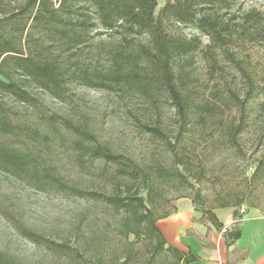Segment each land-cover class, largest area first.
<instances>
[{"label": "rangeland", "instance_id": "374dc122", "mask_svg": "<svg viewBox=\"0 0 264 264\" xmlns=\"http://www.w3.org/2000/svg\"><path fill=\"white\" fill-rule=\"evenodd\" d=\"M157 1L159 11L166 0ZM242 5L264 12V0H242ZM168 26L188 39L201 36L193 26ZM123 35L94 28L79 47L57 48L55 53L68 77L58 95L18 76L38 98L36 106L0 94L1 103L18 127L13 133L0 134V143L30 157L39 171L50 169L67 186L38 188L0 170V251L20 264H123L126 259L127 264H146L151 258L154 241L145 234L139 238L123 235V213L79 190L112 195L139 187L140 196L157 218L170 217L183 199L194 201L203 217L204 211L219 210L223 204L233 206L226 209L235 219L243 206L245 217H264V176L253 180L264 154V90L248 104L249 124L233 145L223 130L238 119L237 108L233 104H229L230 109L221 106L223 109L206 124L196 108L207 102L227 101L228 89L244 94L242 76L231 66H223L224 71L216 67L213 72L198 55L186 67L184 90L193 99L186 124L157 80L152 79L144 88L131 85L114 90L93 89L78 80L75 75L84 64L107 71L108 54ZM140 40L147 41L146 37ZM207 43L203 37V46ZM240 58L258 81L264 77V41L247 44ZM55 117L90 131L113 152L131 157L152 172L148 188L143 181L121 177L115 166L90 156L86 150L89 143L60 122L54 123L51 119ZM142 125L160 126L171 145L146 133ZM157 169L171 175H159ZM204 220L209 225L208 235L212 236L214 229L219 233L220 228L207 217ZM30 230L67 245L71 255L53 251L54 247L44 242L34 244L28 236ZM166 236L171 241L174 238L168 232ZM155 262L162 264L163 257L158 256Z\"/></svg>", "mask_w": 264, "mask_h": 264}, {"label": "trees", "instance_id": "16d2710c", "mask_svg": "<svg viewBox=\"0 0 264 264\" xmlns=\"http://www.w3.org/2000/svg\"><path fill=\"white\" fill-rule=\"evenodd\" d=\"M157 9V0H0V94L36 106L38 98L24 81L17 79L20 76L28 83L58 95L68 77L55 51L63 45L68 50L79 47L90 31L100 28L113 34H124L123 39L110 50L107 71L84 64L78 75H75L78 80L97 90H114L131 85L144 88L152 79L157 80L178 110L183 124L188 123L193 102L184 90L186 67L194 62L195 57L202 56L213 72L216 67L224 71L223 66L236 69L242 76L243 95L228 89L227 101H219L222 105L207 102L196 108L202 122L206 124L209 117H214L218 110L223 109L221 106L230 109L229 104H233L239 111L238 119L228 124L223 133L231 144H237L239 136L244 134L249 124L248 104L264 90V77L258 81L245 67L244 59L240 58L247 44L264 41V12L256 7L244 9L242 0H166L165 5L159 11ZM169 24L184 28L193 26L201 36L193 35L188 39L177 35L169 29ZM140 37H146L147 41H141ZM203 37L208 41L205 47ZM144 70L147 71L145 75ZM51 120L60 122L63 127L87 141L89 145L86 150L90 156L115 166L121 177L143 181L148 188L152 172L141 167L131 157L113 152L90 131L74 125L68 119L55 117ZM142 128L171 145L160 126L142 125ZM16 129L18 127L13 124L0 101V134L7 135ZM0 170L38 188L50 184L67 188L62 178L50 169L39 171L30 157L1 143ZM157 172L165 177L171 175L165 169H157ZM262 175L264 154L257 164L253 180H259ZM79 192L104 202L119 214L123 213V235L133 234L139 238L145 234L154 241L151 258L146 264H156L158 256L163 257L162 264H181L183 261L190 264L197 260V256L179 247L168 246L160 222L169 216L157 218L146 199L140 196L139 187L112 195L96 191ZM230 207L233 206L223 204L220 209ZM204 217L217 228L223 227L213 211H204ZM28 236L34 244L44 242L54 247L53 251L71 255L67 245L49 241L36 231L30 230ZM228 236L237 240L240 233L233 231ZM127 260L123 264H127ZM0 264L20 263L0 251Z\"/></svg>", "mask_w": 264, "mask_h": 264}, {"label": "crops", "instance_id": "0c3cea01", "mask_svg": "<svg viewBox=\"0 0 264 264\" xmlns=\"http://www.w3.org/2000/svg\"><path fill=\"white\" fill-rule=\"evenodd\" d=\"M176 207V212L162 220L160 227L164 224L161 229L165 236L168 232L174 237L171 241L166 236L168 246L179 247L197 256V260L190 264H264V217L248 216L235 224V216L230 210H214L223 227L219 233L214 229L210 236L209 225L191 200L183 199ZM224 229L226 233H222ZM233 231L240 233L239 239L228 236Z\"/></svg>", "mask_w": 264, "mask_h": 264}, {"label": "built area", "instance_id": "2783aa9c", "mask_svg": "<svg viewBox=\"0 0 264 264\" xmlns=\"http://www.w3.org/2000/svg\"><path fill=\"white\" fill-rule=\"evenodd\" d=\"M246 213H247L246 208H245V206H243V207L240 209L239 217L236 218V220H235V224L240 223V222L243 220V217H245ZM226 232H227L226 229H224V230L222 231V233H226Z\"/></svg>", "mask_w": 264, "mask_h": 264}]
</instances>
